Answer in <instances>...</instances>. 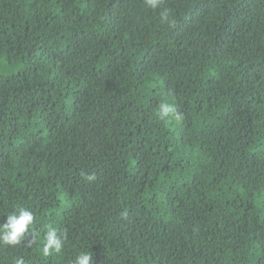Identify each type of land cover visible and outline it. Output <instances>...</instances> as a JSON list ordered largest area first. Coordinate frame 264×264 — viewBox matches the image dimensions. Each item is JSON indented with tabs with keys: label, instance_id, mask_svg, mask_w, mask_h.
Returning a JSON list of instances; mask_svg holds the SVG:
<instances>
[{
	"label": "trees",
	"instance_id": "1",
	"mask_svg": "<svg viewBox=\"0 0 264 264\" xmlns=\"http://www.w3.org/2000/svg\"><path fill=\"white\" fill-rule=\"evenodd\" d=\"M0 64V264H264V0H0Z\"/></svg>",
	"mask_w": 264,
	"mask_h": 264
},
{
	"label": "clouds",
	"instance_id": "2",
	"mask_svg": "<svg viewBox=\"0 0 264 264\" xmlns=\"http://www.w3.org/2000/svg\"><path fill=\"white\" fill-rule=\"evenodd\" d=\"M146 6L152 10L160 8L163 0H144ZM171 12L164 8L159 11L161 24L172 23ZM156 116L160 121H174L180 123L184 119L182 112L177 110L173 103L162 101L158 104ZM88 180H94V175L87 176ZM34 215L27 209L20 207L18 211L6 215L5 222L0 224V245L16 246L21 244L25 238L29 239V245L35 243L36 233L33 229ZM67 239L66 232H59L56 228L49 226L44 236L42 254L48 256L52 253H61ZM15 264H24L22 259H17ZM73 264H93L92 254L87 252L79 253Z\"/></svg>",
	"mask_w": 264,
	"mask_h": 264
},
{
	"label": "rangeland",
	"instance_id": "3",
	"mask_svg": "<svg viewBox=\"0 0 264 264\" xmlns=\"http://www.w3.org/2000/svg\"><path fill=\"white\" fill-rule=\"evenodd\" d=\"M16 71H17L16 68H11V67L6 68L3 64H0V73L1 74L8 75V74L15 73Z\"/></svg>",
	"mask_w": 264,
	"mask_h": 264
}]
</instances>
